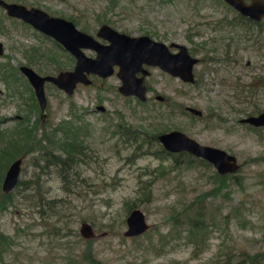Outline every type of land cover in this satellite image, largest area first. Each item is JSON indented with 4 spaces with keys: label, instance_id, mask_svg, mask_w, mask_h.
Returning <instances> with one entry per match:
<instances>
[{
    "label": "rangeland",
    "instance_id": "1",
    "mask_svg": "<svg viewBox=\"0 0 264 264\" xmlns=\"http://www.w3.org/2000/svg\"><path fill=\"white\" fill-rule=\"evenodd\" d=\"M7 1L74 18L92 35L107 23L129 34L174 41L201 60L193 68L194 82L150 68L144 100L122 95L114 72L77 84L70 95L46 82V114L41 115L18 66L53 74L71 67L74 58L0 7V66H11L6 79L0 69V150L9 149L8 140L24 128H32L40 140L19 155L13 199L0 208V233L7 241L0 243V264H236L246 253L264 250V126L251 128L238 120L264 108V37L254 27L235 23L234 12L220 0ZM99 104L103 111L96 109ZM66 120L81 126L83 147L63 166L52 162L50 151L37 148L47 138L61 137ZM118 124L146 131L147 140L130 141ZM169 129L234 154L239 168L215 189L211 164L185 156L174 161L151 138ZM198 201L205 210L201 230L186 226L181 214ZM130 205L138 206L152 226L123 236ZM82 221L97 234L88 243L78 231ZM87 247L91 260L82 256Z\"/></svg>",
    "mask_w": 264,
    "mask_h": 264
},
{
    "label": "water",
    "instance_id": "2",
    "mask_svg": "<svg viewBox=\"0 0 264 264\" xmlns=\"http://www.w3.org/2000/svg\"><path fill=\"white\" fill-rule=\"evenodd\" d=\"M233 5L241 13L253 18L264 15V2L254 1L245 4L242 0H224ZM0 6L5 9L8 16L22 19L35 29L51 36L74 57L71 68L60 69L53 74H39L26 64L18 66L32 87L39 110L43 113L47 99L44 91V83L50 82L65 94L70 95L78 82L89 83L88 74L94 73L100 77H107L115 71L120 83L117 86L122 95H133L139 100L146 98L145 76L149 73L146 66L156 65L163 71L179 78L181 81L193 82L192 66L197 62V57L187 52L184 45H180V51L174 55H168L166 44L156 40L147 34H129L119 31L107 23H101L95 35L80 28L68 18L52 15L36 6H26L16 1L0 0ZM97 37V38H96ZM102 37L112 42L107 46L98 40ZM84 49H91L94 55H88ZM3 52L0 41V54ZM146 65V66H144ZM139 72V75L137 74ZM157 99H162L160 94ZM96 109L103 111L104 106L99 104ZM185 109L200 116L201 110L194 106H185ZM254 125H264V110L255 115H249L240 119ZM158 141L163 148L170 151H186L193 156L200 157L211 163L214 169L220 173H232L239 168L236 156L225 149L200 143L179 129L163 131L157 134ZM22 158H14L6 168L1 186L4 191L11 189L16 183ZM126 229L123 236H135L149 229L152 224L145 218L144 212L138 206H132L125 216ZM79 234L89 239L97 235L93 226L86 221L81 222L78 228ZM102 234V233H100Z\"/></svg>",
    "mask_w": 264,
    "mask_h": 264
},
{
    "label": "trees",
    "instance_id": "3",
    "mask_svg": "<svg viewBox=\"0 0 264 264\" xmlns=\"http://www.w3.org/2000/svg\"><path fill=\"white\" fill-rule=\"evenodd\" d=\"M70 19H73L74 22L76 21L74 18H70ZM6 68H7L6 66L3 65L0 66V69L3 71H5ZM10 69L11 66L9 67V70H6L3 73L4 79H6V77L9 75ZM15 70H17V68H15ZM31 92L33 96V91L31 90ZM34 105L37 107L35 101H34ZM43 111L45 112V108ZM63 124L64 125L60 127L61 137H59L56 140L47 138L46 143L41 145V147L37 149L43 150L44 154L46 151H50V157L51 160H53L52 162H54L55 164L67 166L69 163H71L72 161L78 158L77 155L81 152L83 144H82V137L80 136L81 126L77 124H72L68 120H66L65 123ZM118 129H122V130L124 129L123 133H125L126 137L130 141L137 142L138 141L137 138H139V141L147 140L146 135L148 133L146 131L136 128L133 129L125 128L121 124H118ZM151 138L153 140H156L155 135H153ZM8 145H9V149L4 148L0 150L1 176L8 161L16 158L19 155H24V153L29 149V147H31L29 145H33V147H37L38 145H40V140L36 138L34 132H32V128H24L22 130L21 136H18V138H13L11 140H8ZM53 151H55V153ZM164 153L165 154L167 153L166 154L167 156L171 155L174 161L178 160L177 156H181V157L185 156V158L187 159H194V160L198 159L203 164H210L207 160L193 156L192 154L186 151H179L176 153H169V152H164ZM60 154H62L63 156H61ZM66 172L67 171L65 170H63V173H60L59 171V174L61 177H63ZM231 175L233 176V174L231 173L220 174L217 171H213L212 173L213 183L216 184L214 188L219 189L222 186L226 185V177ZM12 199H13L12 191L3 193L0 190V208H5L7 205H9ZM198 204L199 206L195 208L183 209L181 212L183 216L182 222L185 223L186 226H189V228L195 230H201L204 227L205 210L202 207L200 201H198ZM130 207H132V205H130L129 208ZM189 210H193V211L187 212ZM85 241L86 243H88L89 239H85ZM0 243H3L4 246L7 244L6 236H4L2 233H0ZM82 256L83 258L89 260L92 259L89 247H87V249L85 248L82 250ZM236 264H264V250L262 249V250L254 251L253 253H246L244 256V260L243 261L241 260L240 262L236 261Z\"/></svg>",
    "mask_w": 264,
    "mask_h": 264
},
{
    "label": "flooded vegetation",
    "instance_id": "4",
    "mask_svg": "<svg viewBox=\"0 0 264 264\" xmlns=\"http://www.w3.org/2000/svg\"><path fill=\"white\" fill-rule=\"evenodd\" d=\"M220 1H222V2H224V3H226L227 4V2H225L224 0H220ZM246 4H249V3H251V2H253V0H243ZM254 1H257V2H259V3H262V2H264V0H254ZM1 7V6H0ZM3 10H4V12H5V9L3 8V7H1ZM233 10V12H234V15H235V23L236 22H239V24H243L244 26H245V29L246 30H249L250 28H252V27H254L255 28V32L256 33H258V35H259V37L260 38H262V37H264V15H262V16H260L259 18H253V17H249V16H247V15H244V14H242V13H240L239 11H236V10H234V9H232ZM6 13V12H5ZM233 15V16H234ZM10 17H13V16H10ZM13 18H16V19H19V20H21L22 22H24V23H26V24H29V23H27V22H25V21H23L22 19H20V18H17V17H13ZM30 25V24H29ZM31 26V25H30ZM33 27V26H32ZM34 28V27H33ZM37 30V29H36ZM39 31V30H38ZM39 32H41V31H39ZM43 35H46V36H48V37H50L51 39H53L51 36H49V35H47V34H44L43 32H41ZM97 38V37H96ZM53 40H55V39H53ZM98 40L100 41V42H102V43H106L105 42V39L104 38H102V37H98ZM263 40V39H262ZM159 41H161V40H159ZM264 41V40H263ZM162 42H164V41H162ZM172 42H174V41H170L169 43H165L167 46H170L171 45V43ZM55 43L56 44H58L59 46H61V44L59 43V42H57L56 40H55ZM264 45V44H263ZM176 46H174V45H172V46H170L169 47V49L171 50V51H175L176 50ZM85 50V49H84ZM86 50H88L89 52H94L93 50H91V49H86ZM68 52V51H67ZM69 53V52H68ZM192 56H195V55H193L191 52H189ZM70 54V53H69ZM71 55V54H70ZM72 56V55H71ZM73 57V56H72ZM195 57H197V56H195ZM74 58V57H73ZM201 60V58L200 57H197V62L196 63H198L199 61ZM249 61L247 60V63H248ZM196 63H194L193 64V66H192V72H193V75H194V71H193V68H194V65L196 64ZM73 66V65H72ZM71 66V67H72ZM144 66H146V65H144ZM71 67H69V68H71ZM113 68H114V73H115V71H116V69H117V65H114L113 66ZM148 68H150V67H148ZM152 69L153 68H158L161 72H165V71H163L162 69H160L159 67H156V66H153V67H151ZM165 73H167V72H165ZM137 74L139 75V72H137ZM149 74V73H148ZM147 74V75H148ZM167 74H169V73H167ZM116 75V74H115ZM147 75L145 76V79H144V84H145V86H146V93H147V83H146V78H147ZM170 75V74H169ZM170 76H172V75H170ZM173 77H175V76H173ZM118 78V77H117ZM177 78V77H176ZM119 79V78H118ZM180 80V79H179ZM194 81H196V79H195V77H194V80H193V82ZM183 82V81H182ZM184 82H188V81H184ZM46 83V82H45ZM44 83V84H45ZM77 85V84H76ZM162 99H163V96H162ZM162 99H159V100H162ZM264 110V108H262V109H254L253 111H249L248 113H246L245 115H243V116H241L238 120L241 122V123H245V124H247L249 127H251V128H258V127H261V126H264V125H254V124H252V123H250V122H248V121H241L240 119L241 118H244V117H246V116H249V115H255V114H258V113H260L261 111H263ZM46 114V112H44L43 111V113H41V115H45ZM201 115H202V111H201ZM200 115V116H201Z\"/></svg>",
    "mask_w": 264,
    "mask_h": 264
},
{
    "label": "bare ground",
    "instance_id": "5",
    "mask_svg": "<svg viewBox=\"0 0 264 264\" xmlns=\"http://www.w3.org/2000/svg\"><path fill=\"white\" fill-rule=\"evenodd\" d=\"M243 1V0H242ZM244 2V1H243ZM245 3V2H244ZM252 3V2H251ZM246 4V3H245ZM250 4V3H249ZM226 6H228L229 8H230V10L231 11H233L232 9H234V10H236V11H239L238 9H236L233 5H231V4H226ZM240 12V11H239ZM241 13V12H240ZM243 14V13H242ZM244 15H246V14H244ZM248 16V15H247ZM250 17V16H249ZM233 24H234V22H233ZM105 44L107 45V46H111L112 45V42L110 41V40H105ZM172 45H174V46H176L177 48H176V50L175 51H171L170 49H169V47L170 46H172ZM180 45L181 44H179V43H176V42H172L171 43V45L170 46H167L166 45V49H167V51H168V55H174V54H177L179 51H180ZM186 49H187V47H186ZM192 50H188L187 49V52L189 53V52H191ZM94 53V52H93ZM94 55V54H93ZM92 55V56H93ZM153 66H156V65H147L146 66V68H147V70H148V72L150 73V68L151 67H153ZM148 67H150V68H148ZM157 67V66H156ZM89 79H90V82L89 83H82V82H78L77 84H83V85H88V84H91V83H93V82H95V80H94V77H98V78H101L100 76H98L97 74H94V73H90V74H88V76H87ZM156 140H158V138H157V135H156ZM164 152H169V153H176L175 151H170V150H168V149H166V148H163L162 149ZM18 182V179H17V181H16V183L14 184V186L11 188V189H9V190H7V191H4L3 189H2V186H1V183H0V190H1V192H3V193H7V192H9V191H11L14 187H15V185L16 184H18L17 183ZM146 218V217H145ZM83 222V221H82ZM152 224V223H151Z\"/></svg>",
    "mask_w": 264,
    "mask_h": 264
}]
</instances>
